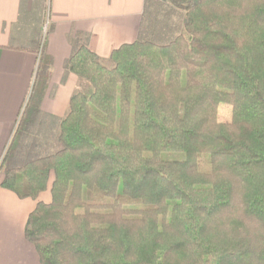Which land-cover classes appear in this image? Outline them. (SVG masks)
<instances>
[{
	"label": "trees",
	"instance_id": "trees-1",
	"mask_svg": "<svg viewBox=\"0 0 264 264\" xmlns=\"http://www.w3.org/2000/svg\"><path fill=\"white\" fill-rule=\"evenodd\" d=\"M162 1L183 33L121 45L112 67L80 46L50 154L2 177L50 195L24 230L41 264H264V0ZM45 43L0 168L46 92Z\"/></svg>",
	"mask_w": 264,
	"mask_h": 264
},
{
	"label": "crops",
	"instance_id": "crops-1",
	"mask_svg": "<svg viewBox=\"0 0 264 264\" xmlns=\"http://www.w3.org/2000/svg\"><path fill=\"white\" fill-rule=\"evenodd\" d=\"M150 2L0 0V162L27 102L37 64L35 51L44 26L45 51L52 58L46 92L36 107L27 110L13 141L16 156L7 158L0 168V183L6 171L51 152L69 99L85 86L67 69L68 59L80 46L86 45L106 61L114 49L124 44H165L172 40L168 22L162 21L158 29L155 17L167 11L169 4L157 0V12L152 13ZM49 200L48 192L37 200L21 199L0 185V264H41L24 230L37 202Z\"/></svg>",
	"mask_w": 264,
	"mask_h": 264
},
{
	"label": "rangeland",
	"instance_id": "rangeland-1",
	"mask_svg": "<svg viewBox=\"0 0 264 264\" xmlns=\"http://www.w3.org/2000/svg\"><path fill=\"white\" fill-rule=\"evenodd\" d=\"M156 5L157 4H155L151 0L149 8H150V11L152 13H156L157 12L156 11ZM169 6L170 5H168V10L167 11H165V10L161 11L162 15H156L155 17H156V23H157V28L158 29L161 27L162 21L163 22H168V27L167 28H170V29L173 30V38H174L177 35L183 33L184 14L181 13V12H175V11H173L172 8L169 7ZM155 17H153V19ZM171 22H172V25H169ZM181 23H182V26H181ZM179 30H180V32H178L179 34H177L176 31H179ZM42 31H43V29H42ZM42 31H41V34H42ZM103 63H104V65H106L108 67H112L113 66V63L111 61H104ZM33 76H34V74H33ZM29 93H30V91H29ZM217 118H218V121L219 122H222V123L229 122L230 119H231V107L229 105H226V104H220L219 105V108H218ZM5 150H6V148H5ZM5 153L6 152L4 151V154Z\"/></svg>",
	"mask_w": 264,
	"mask_h": 264
},
{
	"label": "built area",
	"instance_id": "built-area-1",
	"mask_svg": "<svg viewBox=\"0 0 264 264\" xmlns=\"http://www.w3.org/2000/svg\"><path fill=\"white\" fill-rule=\"evenodd\" d=\"M45 33H46V26L43 27V31H42V42L44 41Z\"/></svg>",
	"mask_w": 264,
	"mask_h": 264
}]
</instances>
